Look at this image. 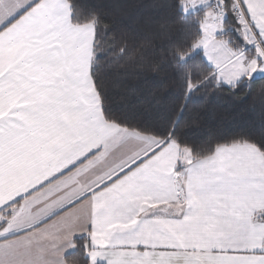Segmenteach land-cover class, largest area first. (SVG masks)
<instances>
[{
  "label": "crops",
  "instance_id": "obj_1",
  "mask_svg": "<svg viewBox=\"0 0 264 264\" xmlns=\"http://www.w3.org/2000/svg\"><path fill=\"white\" fill-rule=\"evenodd\" d=\"M241 1L250 28L261 42L251 48L264 56V0ZM56 3L58 23L51 29L48 49L50 78L39 90L29 88L17 94L0 88V119L11 121L9 113L15 110L16 124L34 129L14 173L0 178V204L50 177L56 179L35 193L29 204L42 201L41 207L47 210L58 196L110 184L131 193L145 209L149 214L146 238L175 245L173 250L180 253L178 264L195 261L197 255L205 257L212 245L231 238L230 230H264V155L260 149L250 143L221 145L211 155L183 159L184 166L178 169L180 148L175 142L107 121L91 76L94 27L75 24L67 0ZM207 5L205 0H194L190 7ZM248 47L245 44L231 58ZM227 61L212 65L217 76ZM37 108L45 112L43 122L32 118ZM3 214H8L6 209Z\"/></svg>",
  "mask_w": 264,
  "mask_h": 264
},
{
  "label": "trees",
  "instance_id": "obj_2",
  "mask_svg": "<svg viewBox=\"0 0 264 264\" xmlns=\"http://www.w3.org/2000/svg\"><path fill=\"white\" fill-rule=\"evenodd\" d=\"M67 1L75 24L94 27L91 76L107 121L175 142L178 169L183 159L221 145L250 143L264 155V75L234 84L218 78L194 47L207 7L191 8L188 0ZM221 5L233 22L247 24L236 18L232 0ZM229 33L239 51L245 47Z\"/></svg>",
  "mask_w": 264,
  "mask_h": 264
},
{
  "label": "snow or ice",
  "instance_id": "obj_3",
  "mask_svg": "<svg viewBox=\"0 0 264 264\" xmlns=\"http://www.w3.org/2000/svg\"><path fill=\"white\" fill-rule=\"evenodd\" d=\"M56 8V0H0V88L5 92L39 90L50 78L48 49L51 29L58 23ZM13 41L17 43L10 48ZM14 113H9L11 121L0 119V178L4 179L14 173L34 132L17 125ZM32 118L43 122L44 110L35 109ZM55 179L50 177L0 204V264H71L77 259L84 264H178L175 245L146 238L145 209L131 193L110 184L58 196L47 210L42 201L28 203ZM229 235L227 242L212 245L205 257L197 255L184 264H264V230L239 227Z\"/></svg>",
  "mask_w": 264,
  "mask_h": 264
},
{
  "label": "rangeland",
  "instance_id": "obj_4",
  "mask_svg": "<svg viewBox=\"0 0 264 264\" xmlns=\"http://www.w3.org/2000/svg\"><path fill=\"white\" fill-rule=\"evenodd\" d=\"M194 0H188L193 2ZM208 3L207 14L202 21V37L195 43V50H202L205 58L212 64L217 65L222 61H227L218 73V78L223 82L235 83L243 78H251L254 76L264 75V56L260 50H254L250 44L255 40V36L251 28L246 24H236L231 19V14L228 10L221 8L223 0L215 2L211 5V0H205ZM241 0H232L235 7ZM243 4V3H242ZM185 10V2L183 3ZM231 19L230 23L226 20ZM229 30L234 31L242 38L246 44L248 53L236 55L231 58L240 48V42L236 36L229 33ZM250 44V45H248Z\"/></svg>",
  "mask_w": 264,
  "mask_h": 264
},
{
  "label": "built area",
  "instance_id": "obj_5",
  "mask_svg": "<svg viewBox=\"0 0 264 264\" xmlns=\"http://www.w3.org/2000/svg\"><path fill=\"white\" fill-rule=\"evenodd\" d=\"M235 13H236V18L240 21L249 23V16L245 10L244 5L241 2H238V4L235 6ZM259 43V41H257ZM178 178V177H177ZM180 188H182L181 183L179 182ZM180 193L182 190L179 191Z\"/></svg>",
  "mask_w": 264,
  "mask_h": 264
}]
</instances>
